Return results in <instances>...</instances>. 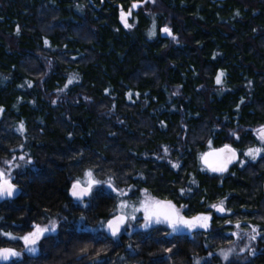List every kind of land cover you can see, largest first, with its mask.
I'll return each mask as SVG.
<instances>
[{
    "label": "trees",
    "instance_id": "trees-1",
    "mask_svg": "<svg viewBox=\"0 0 264 264\" xmlns=\"http://www.w3.org/2000/svg\"><path fill=\"white\" fill-rule=\"evenodd\" d=\"M135 1L125 27L118 11ZM0 108V167L20 165L0 233L58 221L35 254L0 234V247L24 252L0 264H264V242L260 256L236 253L242 241L212 222L191 234L143 228L141 217L115 237L101 227L121 200L138 208L145 189L189 217L225 200L264 217V154L227 179L201 164L209 140L242 159L260 146L264 0H0ZM89 169L126 194L102 184L87 206L73 203L68 190Z\"/></svg>",
    "mask_w": 264,
    "mask_h": 264
},
{
    "label": "snow or ice",
    "instance_id": "snow-or-ice-1",
    "mask_svg": "<svg viewBox=\"0 0 264 264\" xmlns=\"http://www.w3.org/2000/svg\"><path fill=\"white\" fill-rule=\"evenodd\" d=\"M154 2V0H153ZM137 4H133L132 8L137 7ZM131 15V9L125 13L123 10L121 11V20L124 22L125 27H132L127 22V16ZM163 33L168 34L169 36L172 35V31L170 28L165 26L162 30ZM150 36H155V25H153V30L149 33ZM173 39L175 37L173 36ZM223 73L216 77V82L219 84L222 82L221 77ZM73 78H70L68 83L73 82ZM3 109L0 108V112ZM21 130L23 129V124L20 125ZM236 139H239V136L236 133H233ZM257 137L260 141V146L258 147H249L243 155L251 158L252 160L257 159V157L262 156L264 154V126H261L257 130ZM209 151L202 153L201 160L203 163L210 168L214 172H226L228 170V165L232 164L233 162L238 160L240 155L239 151L233 147L231 144H224L220 148H212V141L209 140ZM167 151V149H165ZM17 158L14 156L11 160L4 161L5 165H7V170L4 167H0V199H7L14 197L20 189L18 188L17 184L13 183V176L12 170L13 168H19V164H15L14 161ZM19 159L24 160L25 158L21 156ZM241 165H243L244 161H239ZM27 163H31L29 159ZM178 167V165H176ZM86 179H76L69 189V193L71 197L75 199V201L83 203L86 197H91L93 195V189L102 184H107L113 191L117 192L120 196L125 195L126 193L124 190L118 189L113 185L111 177L107 181L97 180L94 176V173L91 169H89L85 173ZM183 191V190H182ZM145 192V199L140 201L139 207L133 206V212L143 211L144 213V224L142 225L143 228H149L153 223H167L172 229V232H178L182 229H208L211 224L210 221L212 217L207 214H198L191 218L185 217L181 215V210L177 208L172 201H161L156 200L148 196L147 190ZM87 206V205H85ZM129 207V204L125 200H121L117 205L114 214L110 219L106 221V227L108 232L113 236H118L121 232L123 226L129 220H135L136 216L133 214L129 216L126 209ZM185 206H181L183 208ZM215 208L219 212H224L226 209L223 207V201L219 205L213 204L211 206ZM230 211V210H228ZM84 218L81 217V220ZM231 223V221H228ZM101 227H105V224L102 222ZM236 227L239 228L240 224L237 222ZM32 230L27 232L22 236H16L11 232H3L0 233L3 236L9 238L10 240H20L23 241L24 250L28 253L35 254L40 251V241L44 239L46 236L53 234L57 231L58 228V221L50 220L48 223L41 225L39 223H34L31 225ZM248 239L250 241H254L257 239V236L260 235L259 230L256 227L251 229V232L247 234ZM247 247V246H246ZM244 249H241L243 251ZM82 251H84L82 249ZM170 251V250H169ZM234 249L229 248L227 250H221V256L225 261H229L231 254L233 253ZM255 249H251L253 255H255ZM24 255V252L18 251L12 247H0V261L9 262L15 259H18ZM212 253H209L211 256ZM196 264H200V260L196 261Z\"/></svg>",
    "mask_w": 264,
    "mask_h": 264
},
{
    "label": "flooded vegetation",
    "instance_id": "flooded-vegetation-1",
    "mask_svg": "<svg viewBox=\"0 0 264 264\" xmlns=\"http://www.w3.org/2000/svg\"><path fill=\"white\" fill-rule=\"evenodd\" d=\"M246 158V156L242 159L241 158V155H240V158H239V160H238V162H236V163H234L226 172H224L222 175H224L225 176V178L227 179V177H233L235 174H233V173H230V172H232L233 171V169H234V167L235 166H238V169H240V168H243V166H244V164H246L247 162H251V161H253L252 159H251V161L250 160H248V161H246L243 165H241V163L239 162V161H242V160H244ZM242 166V167H241ZM209 172V171H208ZM209 174L211 175V174H214V173H210L209 172ZM228 174H229V176H228ZM233 174V175H232ZM215 175H217V174H215ZM222 175H218V176H222ZM68 195H69V190H68ZM70 196V195H69ZM71 197V196H70ZM152 197V196H151ZM90 197H87L84 201H83V203H80V202H77V201H75L73 198H71V200L73 201V203H75V204H83L84 206L86 205V203H87V200L89 199ZM152 198H154V197H152ZM156 200H161V199H158V198H155ZM163 201V200H162ZM221 202H219V203H215L216 205H219ZM230 203L227 201V200H225V202H223V207L226 209V211H224L223 213H219V212H217V211H215V208H212V210H211V212H210V214H211V217H212V219H211V221L210 222H212L213 223V227L215 228V229H218V228H226L228 231H233V230H235L237 227H236V224H237V222L238 221H244V223L245 224H243V226L244 227H256V228H258V227H264V219L260 216V214H259V212H257V211H248V210H243V209H240L239 211H234V210H232L231 208H230ZM228 210H230V211H228ZM144 213H143V211H142V215L141 216H138V213L136 212V213H134V215L136 216V219L135 220H129L128 222H127V224L124 226V229L122 230V232H125L126 230H128L129 228H128V225H129V222L130 221H135V222H137L138 221V219H140V217L141 218H143L144 217V215H143ZM181 215H183V216H185V217H188V218H191V217H193V216H187V215H184V214H182L181 213ZM129 216H131L130 214H129ZM225 217V218H224ZM219 218H224V219H219ZM245 220H244V219ZM221 220V221H220ZM228 221H231V222H234L235 223V225L233 226V225H231V224H227V225H225L224 224V222H228ZM40 224V223H39ZM42 224V223H41ZM240 224V223H239ZM151 228H154V229H158V230H164V231H166L167 233L168 232H170V233H179V232H183V233H187V234H191L193 231H196V230H200V228H198V229H195V230H189V229H182L181 231H178V232H172V229H171V227L169 226V224H167V223H153L152 225H151ZM239 228H241V226L239 227ZM32 230V228L30 229V231ZM122 232L119 234V235H121L122 234ZM257 255L258 256H260V255H262L261 253H259V254H255V257H257ZM251 257H253V256H251ZM254 258V257H253Z\"/></svg>",
    "mask_w": 264,
    "mask_h": 264
},
{
    "label": "rangeland",
    "instance_id": "rangeland-1",
    "mask_svg": "<svg viewBox=\"0 0 264 264\" xmlns=\"http://www.w3.org/2000/svg\"><path fill=\"white\" fill-rule=\"evenodd\" d=\"M134 2H132L131 3V5L128 7V8H131L132 7V4H133ZM139 5H141V4H139ZM139 8V7H138ZM128 22V21H127ZM129 24L131 25L132 23L131 22H129ZM260 127H257V128H255V134H256V136H257V130L259 129ZM249 148V147H248ZM247 148V149H248ZM247 149L244 151V152H246L247 151ZM248 160H250L251 161V158H249V157H247L246 156V158L244 159V160H242V161H244V162H246V161H248ZM256 160V159H255ZM255 160H253V161H251V162H247V163H253V162H255ZM242 167V166H241ZM233 174H235V173H233ZM232 174V175H233ZM150 196V195H149ZM151 197V196H150ZM145 199V198H144ZM140 201H142V199L140 198V200H139V202L136 204V205H138V207H139V205H140ZM117 204H119V203H117ZM127 209H129V211H130V215H132V214H134V212H133V208H132V205H129V207L127 208ZM129 213V212H128ZM144 215V214H143ZM207 215H210L211 216V214H207ZM262 218H264V217H262ZM244 219V218H243ZM50 220H54L53 218H50L48 221H45V222H43L41 225H44V224H46V223H48ZM245 220V219H244ZM239 223H240V226H241V228H236L235 230H233V231H231V235H233V237H237V238H239V240L240 241H242L241 243H242V245H244L243 247H240V248H238L237 249V251H236V253L237 252H241V253H248V255L249 256H253V257H255V255H253L252 254V252H251V249H255V247L257 246V244H259V243H263L264 242V227H258L257 229L259 230V232H260V235H258L257 236V239L256 240H254V241H250L249 239H248V233H250L251 232V229L253 228V227H244L243 226V224H245L244 223V221H238ZM224 224L225 225H227V224H231V225H235V223L234 222H231V223H228V222H224ZM240 231V232H243V234L244 235H241V234H239V235H237L236 236V234H234V231ZM247 246V247H246ZM241 249H244L243 251H241ZM255 254H257V253H255ZM243 255H246V254H243Z\"/></svg>",
    "mask_w": 264,
    "mask_h": 264
},
{
    "label": "water",
    "instance_id": "water-1",
    "mask_svg": "<svg viewBox=\"0 0 264 264\" xmlns=\"http://www.w3.org/2000/svg\"><path fill=\"white\" fill-rule=\"evenodd\" d=\"M133 4H137L138 6L135 7V8H132V7H131V8L124 9V10L121 9V8L119 9L118 13H119V22H120V23L124 24V22L121 20V11H122V10H123L125 13H127L128 10L131 9V15H129V16L126 17L127 20H128V18H131L132 15H133L134 13H136L138 7L140 6V5H139L140 3H139L138 1H135ZM133 4H132V5H133ZM222 146H223V145H221V147H222ZM217 148H220V147H217ZM208 151H209V150H208ZM239 158H240V155H239V157H238V160H239ZM238 160L235 161V162H233L232 164H229V165H228V169H229L234 163L238 162ZM201 164H202V166H203L204 168H206L210 173L212 172V173L217 174V175H222V174L224 173V172H223V173H220V172H214V171H212L210 168H208V167L203 163L202 160H201ZM71 185H72V184H71ZM70 188H71V186H70ZM70 188H69V189H70ZM17 194H18V193H17ZM17 194H16V195H17ZM16 195H15V196H16ZM69 195H70V193H69ZM70 196H71V195H70ZM72 198H73V197H72ZM86 198H87V197H86ZM86 198H85V199H86ZM73 199H74V198H73ZM74 200H75V199H74ZM161 201H162V200H161ZM166 201H168V200H166ZM215 211H217V210L215 209ZM217 212H219V211H217ZM219 213H223V212H219ZM111 217H112V215L110 216V218H111ZM110 218H109V219H110ZM106 221H107V220H106ZM106 221L104 222V224H105L104 229H105L106 234H107L109 237H111L112 235L108 232L107 227H106ZM125 225H126V224H125ZM125 225H124V226H125ZM124 226H123V228L121 229V232H122V230L124 229ZM121 232H120V233H121ZM120 233H119V234H120ZM112 237H113V236H112ZM0 262H4V261H0Z\"/></svg>",
    "mask_w": 264,
    "mask_h": 264
}]
</instances>
